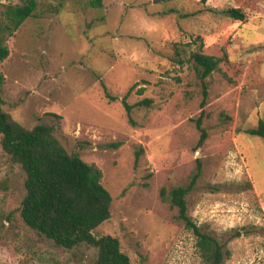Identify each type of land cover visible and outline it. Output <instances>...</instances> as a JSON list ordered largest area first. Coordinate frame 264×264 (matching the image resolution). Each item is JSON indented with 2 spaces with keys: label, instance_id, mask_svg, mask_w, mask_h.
I'll return each mask as SVG.
<instances>
[{
  "label": "rangeland",
  "instance_id": "obj_1",
  "mask_svg": "<svg viewBox=\"0 0 264 264\" xmlns=\"http://www.w3.org/2000/svg\"><path fill=\"white\" fill-rule=\"evenodd\" d=\"M22 2L0 0V20ZM90 3L38 0L7 35L4 110L26 128L56 127L68 152L102 172L111 217L94 232L118 238L133 264H202L194 234L163 199L190 183L199 162L189 215L223 241L235 229L248 233L230 242L225 264H264V140L245 133L264 120V0ZM195 52L221 60L206 79L200 147L205 89ZM131 88L130 105L152 100L134 107L132 121L122 103ZM24 182L0 135V264H94L95 249L59 247L25 224Z\"/></svg>",
  "mask_w": 264,
  "mask_h": 264
},
{
  "label": "trees",
  "instance_id": "obj_2",
  "mask_svg": "<svg viewBox=\"0 0 264 264\" xmlns=\"http://www.w3.org/2000/svg\"><path fill=\"white\" fill-rule=\"evenodd\" d=\"M90 4L98 8L103 0H91ZM37 7L38 0H23L19 5L6 7L3 20H0V62L9 56L5 43L7 35L12 36L28 18L34 16ZM222 12L236 21L245 19L240 9L228 8ZM192 60L205 89L202 114L196 120V127L201 133L200 147L207 139V132L202 126L207 101L206 79L218 69L221 60L202 52L193 53ZM3 84L4 76L0 74L1 145L10 161L19 165L25 173L26 192L20 209L25 224L59 247L71 250L86 245L95 249L94 264H133L131 258L122 252L118 238L98 236L94 232L111 217L113 198L101 182L102 172L87 164L78 153L68 152L57 136L56 127L39 124L26 128L14 120L4 110ZM103 86L106 94L115 100ZM132 90L122 99L130 121L135 106L150 107L152 104V100L145 99L137 105H130L127 97ZM245 133L264 140V120L261 119L256 128L248 129ZM112 146L118 148L121 143ZM201 174L202 164L199 162L190 183L172 188L168 197L163 193V199L177 209V219L194 234L202 264H225L232 254L230 242L248 233L244 228L235 229L223 241L189 215L187 197L196 188Z\"/></svg>",
  "mask_w": 264,
  "mask_h": 264
}]
</instances>
